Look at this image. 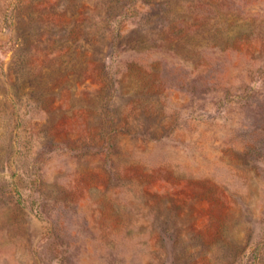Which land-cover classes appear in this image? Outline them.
Returning a JSON list of instances; mask_svg holds the SVG:
<instances>
[{"label": "rangeland", "instance_id": "374dc122", "mask_svg": "<svg viewBox=\"0 0 264 264\" xmlns=\"http://www.w3.org/2000/svg\"><path fill=\"white\" fill-rule=\"evenodd\" d=\"M0 264H264V0H0Z\"/></svg>", "mask_w": 264, "mask_h": 264}]
</instances>
